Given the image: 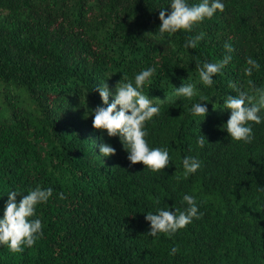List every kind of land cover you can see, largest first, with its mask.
I'll use <instances>...</instances> for the list:
<instances>
[{
  "label": "trees",
  "instance_id": "trees-1",
  "mask_svg": "<svg viewBox=\"0 0 264 264\" xmlns=\"http://www.w3.org/2000/svg\"><path fill=\"white\" fill-rule=\"evenodd\" d=\"M171 2L0 0V219L9 191L18 204L36 187L53 190L29 218L41 220L42 235L20 253L0 245V264H264V109L245 143L228 135L224 103L241 92L255 103L254 89H264V0H220L223 12L160 39L159 13L167 17ZM226 55L213 85H203L198 65ZM249 57L260 66L251 76ZM148 68L156 71L142 94L160 113L145 122V140L169 152L156 173L92 127L96 107L107 106L95 88L106 84L111 104L118 82L135 86ZM188 84L191 100L173 96ZM197 102L204 119L189 111ZM101 144L115 155L103 157ZM185 157L201 164L187 177ZM184 195L202 216L172 236H149L145 215L184 211Z\"/></svg>",
  "mask_w": 264,
  "mask_h": 264
},
{
  "label": "clouds",
  "instance_id": "clouds-1",
  "mask_svg": "<svg viewBox=\"0 0 264 264\" xmlns=\"http://www.w3.org/2000/svg\"><path fill=\"white\" fill-rule=\"evenodd\" d=\"M170 14H165L161 9L159 13L160 39H164L165 33L169 36L180 30L191 31L194 24H197L205 18H212L214 13L219 10L224 11V4L220 0H202L201 3L188 6L186 0H172L170 5ZM203 38V33L193 39H189L185 44L186 48H195L198 42ZM228 53L233 51L230 44L224 46ZM231 60L230 55L218 63H204L198 65L199 79L203 85L211 87L213 77ZM249 67L245 69V75L251 76L254 69H258L259 64L251 57L247 59ZM155 68H148L135 76V86L133 83H117L115 86V96L109 104V89L106 84L95 88L98 91L102 105L94 110L92 127L97 130H105L109 137L118 136L124 147L129 153L128 160L131 164L142 163L144 167L152 173L160 172L168 167L169 152L161 148L150 149L145 136V122L150 121L154 116L159 115L160 107L153 106L151 99L142 94V88L146 82L150 83V78L155 73ZM251 85V81L249 82ZM230 87L235 88L234 84ZM258 94V100L253 103L254 96H248L241 92L238 96H229L225 103V108L230 110V117L226 123V131L234 141H243L250 143L253 139V132L250 122L261 123V117L258 113L264 109V89H254ZM197 94L193 84L181 85L176 88L173 96H183L191 100ZM170 99V98H169ZM162 103L165 101L160 100ZM202 102V101H201ZM201 102L192 104L189 111L193 116L205 117L207 107ZM119 110L117 111V107ZM205 137L200 134L197 144L203 147ZM125 146H127L125 148ZM100 154L103 157L115 155V148L109 144L100 145ZM185 170V176L195 173L201 164L195 158L185 157L182 161ZM51 188L41 189L36 187L23 196L19 203H16L18 192L9 191L8 200L5 206L3 218L0 219V245H7L11 253H20L24 250L22 246L31 247L42 235V223L40 219L30 220L35 215V209L38 204L46 203L52 196ZM63 199V193L59 194ZM158 203L160 201H157ZM183 202H186L187 208L184 211L176 209L174 211L158 209L156 214L148 213L145 220L150 222L149 236L156 237L157 233H164L172 236L177 230L190 224L193 218L199 219L202 213L198 214V207L195 198L189 195L183 196ZM178 213V215H177ZM177 249L173 248L175 253Z\"/></svg>",
  "mask_w": 264,
  "mask_h": 264
}]
</instances>
